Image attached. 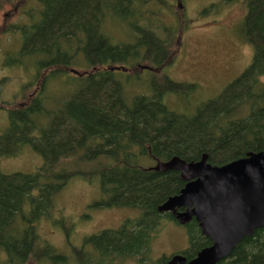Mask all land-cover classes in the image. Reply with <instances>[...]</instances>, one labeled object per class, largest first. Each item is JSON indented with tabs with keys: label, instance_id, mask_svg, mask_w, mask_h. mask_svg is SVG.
<instances>
[{
	"label": "trees",
	"instance_id": "1",
	"mask_svg": "<svg viewBox=\"0 0 264 264\" xmlns=\"http://www.w3.org/2000/svg\"><path fill=\"white\" fill-rule=\"evenodd\" d=\"M33 1L23 10L26 19L6 28L21 39L11 61L21 64L34 56L37 75L41 69L47 71L34 95L7 108L0 154L13 156L30 145L42 162L27 172L0 171V248L10 264L64 260L65 255L39 235L37 223L49 216L54 195L72 176L94 173L102 197L94 204L134 208L138 213L116 227L89 234L85 242L92 246L91 254L73 247L68 257L77 264H115L133 257L151 264L145 255L151 238L164 221L178 222L157 206L178 192L185 180L178 170L158 171L149 162L174 154L198 159L206 152L209 162L222 164L264 148V0H245L239 32L253 47L250 62L216 95L198 103L194 112L177 111L165 101L166 94L180 96L177 91L192 90L193 82L162 72L148 78L149 91L129 95L119 79L138 77L135 71L141 63L150 65L151 71L171 59L168 44L175 27L167 30L148 9L151 1L160 0ZM107 19L115 20V26L123 24L130 39L115 41ZM70 65L90 70L73 73L76 86L67 93L71 96L56 108L48 107L46 80ZM88 160L95 166L92 170L74 162ZM180 224L188 234V246L181 251L187 258L211 243L193 217ZM169 257L163 255L157 263L166 264ZM215 264H264V225Z\"/></svg>",
	"mask_w": 264,
	"mask_h": 264
},
{
	"label": "rangeland",
	"instance_id": "2",
	"mask_svg": "<svg viewBox=\"0 0 264 264\" xmlns=\"http://www.w3.org/2000/svg\"><path fill=\"white\" fill-rule=\"evenodd\" d=\"M35 4L33 0H14L0 4V132L8 124L7 108L25 103L36 93L46 69L39 75L34 67L35 57L23 62L11 61L20 47V35L7 30L13 22L26 19V4ZM167 30H175L169 39L171 59L158 70L138 67V77L126 75L119 79L129 95L135 92L149 91L148 78L153 74L166 72L174 80L193 82L192 90H180L178 95H165L168 106L177 111L194 112L198 103L216 95L229 81L236 77L250 62L253 53L251 43L239 32L246 13L245 0H160L151 1L148 6ZM155 16V17H156ZM115 20L107 19L106 25L114 34L115 41H127L123 24L114 25ZM164 35V33H162ZM121 37L122 39H118ZM17 64H14V63ZM104 64L103 67H108ZM89 71L90 67L70 65L61 69V75L46 80L44 102L55 107L76 86L72 79L71 68ZM129 70V69H128ZM131 72V69H130ZM72 79V80H70ZM102 79V78H101ZM47 85V86H46ZM176 93V92H175ZM182 93V94H181ZM42 162V157L30 145L22 146L13 156L0 154V171H31ZM85 170L95 168L91 161H74ZM155 164V161H150ZM88 167V168H87ZM74 175L54 195L53 208L37 223L39 235L57 248L56 252L65 255L64 260L54 261L46 258L41 262L34 260L29 264H77L68 257L73 247H82L92 253V246L85 238L105 227H116L126 217L136 215L137 209L119 206H101L94 204L101 200L98 176ZM188 246L186 227L175 220H166L159 231L151 238L146 248V259L158 264L161 256H170L181 252ZM42 256L41 258H43ZM0 264L7 262V255L0 248ZM115 264H141L136 258H126Z\"/></svg>",
	"mask_w": 264,
	"mask_h": 264
},
{
	"label": "water",
	"instance_id": "3",
	"mask_svg": "<svg viewBox=\"0 0 264 264\" xmlns=\"http://www.w3.org/2000/svg\"><path fill=\"white\" fill-rule=\"evenodd\" d=\"M140 67L152 68L145 63ZM71 71L80 73L74 67ZM152 168L175 169L185 179L178 192L169 195L157 209L170 211L180 223L193 217L202 234L211 240L190 258L180 252L171 254L166 264H215L230 255L242 238L264 225V148L249 150L222 164L209 162L206 152L198 159L174 154L156 160Z\"/></svg>",
	"mask_w": 264,
	"mask_h": 264
},
{
	"label": "flooded vegetation",
	"instance_id": "4",
	"mask_svg": "<svg viewBox=\"0 0 264 264\" xmlns=\"http://www.w3.org/2000/svg\"><path fill=\"white\" fill-rule=\"evenodd\" d=\"M185 180V179H184ZM179 209H181V210H183L184 209V207H180ZM181 253V252H180ZM136 260H137V258H136Z\"/></svg>",
	"mask_w": 264,
	"mask_h": 264
}]
</instances>
